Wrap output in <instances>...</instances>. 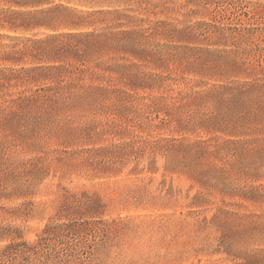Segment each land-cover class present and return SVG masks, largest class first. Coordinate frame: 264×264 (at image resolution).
Instances as JSON below:
<instances>
[{"label": "rangeland", "instance_id": "1", "mask_svg": "<svg viewBox=\"0 0 264 264\" xmlns=\"http://www.w3.org/2000/svg\"><path fill=\"white\" fill-rule=\"evenodd\" d=\"M51 1L82 11L97 7L85 0ZM138 1L113 7L151 25L204 22L264 31V0ZM203 38L187 45L218 46L214 38ZM255 41L264 48V38ZM133 44H142L153 55L140 60L123 54L121 63L133 65L132 73L167 76L160 89L125 88L132 97L107 111L48 118L21 109L13 116L0 98V247L18 236L34 239L54 217L66 191L85 192L100 196L101 218L108 223L105 231L89 237L97 242L93 264H264V160L226 165L240 184L262 194L258 200L223 195L214 177L222 164L203 161L194 166L181 148L213 134L180 129L148 107L150 98L163 90H188L215 79L182 72L176 59L168 60L176 54L173 45H182L171 39L136 35ZM103 76L117 86L113 75ZM17 84L0 88V97L47 85ZM86 125L83 137L69 133L68 128ZM68 138L74 142L65 143ZM200 169L210 172L194 178L192 173Z\"/></svg>", "mask_w": 264, "mask_h": 264}, {"label": "trees", "instance_id": "2", "mask_svg": "<svg viewBox=\"0 0 264 264\" xmlns=\"http://www.w3.org/2000/svg\"><path fill=\"white\" fill-rule=\"evenodd\" d=\"M85 1L97 7L82 11L51 0H0V62L4 64L0 88L47 83L24 89L15 97L4 93L8 98L0 97L7 102L3 109L13 116L34 110L46 118L112 109L132 97L125 88L160 89L168 79L132 73L133 65L121 63L123 54L140 60L153 55L142 44H133L135 36L171 39L182 45H173L176 54L167 59H176L182 72L214 78V83L202 81L200 87L198 83L176 92L163 90L150 98L148 107L174 120L180 129L213 134L182 144L185 156L189 154L194 166L203 161L222 164L214 177L223 195L258 200L262 194L240 184L226 165L241 167L264 160V48L255 41L264 38V31L204 22L181 27L161 21L151 25L113 7L131 0ZM95 25L100 28L89 30ZM198 36L214 38L218 46L189 47ZM104 73L113 75L117 86ZM12 81L15 84L10 85ZM87 126L68 128L69 133L77 131L83 137ZM68 139L65 143L74 142ZM208 172L200 169L192 175L200 179ZM103 211L98 194L66 191L54 217L34 239L18 236L0 247V264H93L97 242L89 237L105 231L108 223L101 218Z\"/></svg>", "mask_w": 264, "mask_h": 264}]
</instances>
